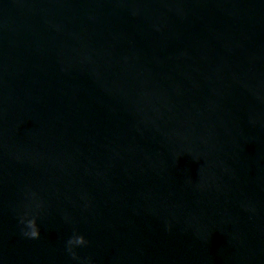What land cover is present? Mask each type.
Here are the masks:
<instances>
[{
    "label": "water",
    "instance_id": "obj_1",
    "mask_svg": "<svg viewBox=\"0 0 264 264\" xmlns=\"http://www.w3.org/2000/svg\"><path fill=\"white\" fill-rule=\"evenodd\" d=\"M0 264H264V0H0Z\"/></svg>",
    "mask_w": 264,
    "mask_h": 264
},
{
    "label": "clouds",
    "instance_id": "obj_2",
    "mask_svg": "<svg viewBox=\"0 0 264 264\" xmlns=\"http://www.w3.org/2000/svg\"><path fill=\"white\" fill-rule=\"evenodd\" d=\"M35 235V234H33ZM85 243L84 239L82 236H77L72 240H69V245H83Z\"/></svg>",
    "mask_w": 264,
    "mask_h": 264
}]
</instances>
